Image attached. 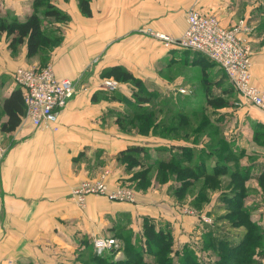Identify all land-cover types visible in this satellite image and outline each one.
I'll return each instance as SVG.
<instances>
[{"label": "crops", "instance_id": "1", "mask_svg": "<svg viewBox=\"0 0 264 264\" xmlns=\"http://www.w3.org/2000/svg\"><path fill=\"white\" fill-rule=\"evenodd\" d=\"M22 2L0 0V19L29 16L32 0H27V7ZM50 3L67 16L65 21H43L56 29L60 38L57 45L28 56L25 42L12 49L11 37L0 32V262L89 264L91 241L96 237L116 241L120 249L114 257L117 260L128 237L132 242L141 237L143 218L156 220L167 212L175 217L163 207V202L170 208L174 201L169 202V194L162 191L165 189L144 192L146 198L140 195L136 205L92 195L78 208L72 200L73 187L103 171L108 172L110 189L129 179L134 170L128 172L118 160L123 150L135 145L150 147L154 141L159 146L165 144L150 134L135 137L118 128L120 115L129 109L126 100L131 101L133 88L123 82L117 91L109 92L100 86L102 79L109 77L112 69L122 67L150 89L156 63L159 72L171 61L199 68L202 60L206 64V58L198 53L167 49L145 33L151 30L179 36L186 27V11L195 7L215 16L223 27L232 26L237 19L252 26V83L264 88V0H90V16L81 12L78 0ZM44 64L52 65L56 76L69 79L76 89L60 112L55 132L36 130L22 120V90L13 79L18 68ZM215 69L210 83L223 77L222 71ZM14 93L18 97L6 107ZM8 110L19 117L11 131L3 129ZM205 208L202 210L207 212ZM180 221L172 230L173 243L181 245L175 247L177 252L186 246L195 250L192 242L198 235L194 241L181 235L194 222L186 216Z\"/></svg>", "mask_w": 264, "mask_h": 264}, {"label": "trees", "instance_id": "2", "mask_svg": "<svg viewBox=\"0 0 264 264\" xmlns=\"http://www.w3.org/2000/svg\"><path fill=\"white\" fill-rule=\"evenodd\" d=\"M89 3L90 0H78L79 8L86 16H90ZM32 4L33 12L22 20H19L15 16L10 17L9 20H6L5 18L0 19V32L6 33L8 37H11L9 44L10 48L14 49L19 44L25 42L28 56H33L42 49L53 47L60 42L56 29L51 28L48 24L45 25L43 22L44 20H67V16L54 7L50 3V0H32ZM202 66H205L203 60ZM202 71L207 73L205 69H202ZM109 75L118 79L122 83H129L133 87L131 101L126 100L129 109H127L125 114L120 115L118 121V128L121 131H125L124 129L127 128L125 125L126 123L139 120L143 129V131H140V134L146 136L149 134L148 132L151 126L161 127L162 124H165V121L162 122L161 119H157L156 121L154 120L153 125H151L152 121L150 118L152 117V114L150 112V99L158 96V91L148 89V87L140 79L135 78L131 73L122 67L112 69ZM225 80L229 87L232 88L224 74L223 77L216 82L210 83L206 80V84H211L212 87L219 89L221 91V95L213 93L210 89L206 90L205 108L217 110L224 108L229 104L228 101L224 99L223 95L230 96V94H232V90L228 89L229 87L224 88L221 86ZM18 95L19 94L14 93L6 102V107L9 102L11 103V101H13L15 97H18ZM158 106L162 109L168 108L165 103H159ZM202 111H204L202 108L191 110V112H194L195 114ZM9 114L8 122L3 126V129L6 131L13 130L19 123V117H17L14 113H11V111ZM188 114L189 111H182L180 109L176 110L175 116L179 118V123L172 124L167 129V132L176 130L177 127L183 123L180 122V120L187 117ZM217 120L214 123V129L222 126L223 121L219 119ZM260 124L261 123H259V125ZM204 128H206L204 122L201 124L198 123L194 129L195 134L199 135L200 131ZM152 132L156 133V130H152ZM158 135L161 136V132L160 134L158 133ZM207 136L210 140H215L212 132L208 133ZM256 136H258V134H255L253 138ZM188 137L189 135L185 134V137L183 138L187 140ZM222 145L224 146L222 148L223 150H229L225 140H222ZM166 148H169L168 150L171 154V159H154L149 161L152 158L149 148L141 145H135L120 152L118 160L125 165L128 172L132 171L133 168H139L134 170L129 178L133 181H138L139 185L149 181L151 178H154L156 181L163 182L166 181V178L170 179V176H173L175 180L173 183L175 185V188H173V194L178 199H181L187 188H196L198 192H196V196L193 199V205L197 207H200L203 203L205 191H207L208 194L209 191L214 192L217 190H215V188L222 187L224 182H221L219 179L216 180V178L227 173L228 179L234 180L236 183L235 185H232V189L230 188L228 193L226 192L222 195V201L224 202L223 209L226 210V213L222 215V217L219 216L217 218H225V221L230 223L234 229L240 228V226L243 225L246 226V228L239 232V239H232L234 237H228V235L225 236L220 232V235H222L221 237L224 238L215 240L214 230L216 228V223H213L206 229L202 244L206 249L210 247L211 250L215 252V255L218 256V260L214 264L259 263L258 258L255 256L260 255L261 252L256 249L257 245H250V243L261 241L262 236L264 235H262L259 231L258 225L252 221L250 212L247 207H245L246 187L244 184L245 180H247V178L251 175H255L261 167H259V169L257 167V171L255 173H251V171L255 170L256 167H242L241 171L233 172L219 159L213 161V165L211 167H207V162L211 159L208 155L209 153H205L207 155H203L200 151H195L193 147L188 145H177L176 147L169 146L164 149ZM160 149V146H158L154 148V151L159 152ZM230 152L234 153V150L231 149ZM242 156V154L241 156H238L237 163ZM165 167L170 169H166ZM153 170L154 175L151 173ZM258 175L259 176L254 178L257 180L260 187L264 189V172H259ZM201 178H204L205 181H202L200 186V183L198 182ZM196 184H199V186ZM225 188L226 187L219 190H223ZM237 216L238 219H236ZM164 228L168 229V227H157L152 220L148 221L144 219L141 237L135 239L133 242L130 241V237H128L126 240L127 242L124 246L122 245L121 248L123 255L121 259L114 260V257L120 250L119 247L110 248L100 255L96 254L92 248V256L89 260V264H153L156 262L157 264H201L199 261L200 258L196 252L193 249H189L190 247L187 246L180 252L174 254V257L177 260L174 259V257L172 260L170 252L173 244V238L170 231L165 230ZM163 253L167 254L166 257H162ZM150 256L156 258V261L150 260Z\"/></svg>", "mask_w": 264, "mask_h": 264}, {"label": "rangeland", "instance_id": "3", "mask_svg": "<svg viewBox=\"0 0 264 264\" xmlns=\"http://www.w3.org/2000/svg\"><path fill=\"white\" fill-rule=\"evenodd\" d=\"M21 1H25V3L22 2V4L27 7V0ZM237 21L238 19L236 20V22ZM236 22L232 24L234 25ZM250 27L252 29V26ZM251 32H253V29ZM249 46L252 62L253 49L250 43ZM207 62L210 61L205 59V66L201 65L199 68L196 66L188 65L184 61H171L161 72L158 71L157 63L155 64L154 71H152V77H150L151 81L149 82L151 84L149 85V87L152 90L156 89V91H160V93L158 94V96L150 99V112L152 114L150 120L152 121L151 125H153L154 120L156 121L157 119H161L162 122L165 121V124H162L161 127L151 126L148 133L153 137L162 139V143L165 144H162L163 146H160V151L156 152L154 151V148L158 147L159 145H157V142L155 141L150 142L154 144L148 145L150 147H147L149 148V152L152 156L151 160L149 161H152L154 159H171V154L168 150L169 148L164 149L165 147L188 145L193 147L195 151H200V153H202L203 155H207L205 153H209L208 155L211 159H209V161L207 162V167H211L213 165L212 162L218 159L221 160L223 164L228 166V169H231L233 172L241 171L242 167H256L255 170L251 171V173H255L257 171V167L258 169L259 167H261V169H259V171H257L255 175H251L249 178H247V180H245L244 186L246 187L245 207H247V209L249 210L252 221H254L258 225L259 231L262 233V235H264V189L260 187L257 180L254 178L259 176V172H264V124L260 122L264 121V110L257 109L246 101H241L239 97L240 95L234 90L233 87H229L226 80L221 86H223L224 88L229 87L228 89L232 90V94H230V96L223 95L224 99L227 100L229 104L226 107L217 110L205 108L206 90L210 89V91H212L213 93L221 95V91L219 89L212 87L211 84H206L207 81L212 80V77H215L213 76L212 71L216 70L215 67L218 68L215 64H208ZM45 65L48 64H44L38 67H28V69L42 68ZM202 69H205V71H209V73H204ZM106 79L112 80L117 83V88L114 91L109 92H115L123 85L121 81L111 76L102 79V82ZM159 103L167 104L168 108H160L158 106ZM194 108H202V110L204 111L195 114L194 112H191V110H193ZM179 109L182 111H189L188 116L180 120V122L183 123L179 125L176 130L167 132V129L172 124L179 123V118L175 116V111ZM217 119L224 120L222 122V126L214 129V123ZM203 122L205 123L206 128L202 129L199 135L195 134V127L198 125V123L201 124ZM259 123L261 124L259 125ZM125 125L127 128L122 132H126L128 135L135 137H137V135H142L140 134V131H143V129L141 127L142 124L141 122H139V120L128 122ZM152 130H156V133H153ZM160 132L161 136L158 135V133L160 134ZM211 132L215 137L214 141L210 140L207 136L208 133ZM185 134L189 135L187 140L183 138L185 137ZM255 134H258V136L253 138ZM222 140L226 141V144L228 145L227 148L229 150L222 149L224 147L222 145ZM231 149L234 150V153L230 152ZM241 154L243 156L240 157L239 162L237 163V158L238 156H241ZM137 169L139 168H133V170ZM105 173L106 171H103L95 178H87L84 180H99ZM151 173L154 175V170ZM170 177V179L166 178V181L163 182L156 181L154 178H151L149 181H146L142 185H139L138 181L127 179L126 181L119 182L116 186L127 189L132 193V202H128V204L131 205L137 204V202L139 201L138 197H140V195L143 198H146L144 192L148 190L150 191L154 189L157 191H161L162 189H165L162 191L164 193L166 191L165 194H169V202L172 203L173 200L174 203L171 204L169 208V206H167L168 203L163 202V207L165 211H168V209L170 211H173V215H175V217L173 216L174 219L171 218L167 212L159 214L160 216H158L156 220L148 216L143 218V221L144 219L148 221L152 220L157 227H168V229H164L169 230L172 235V230L176 227L174 226V224L182 222L180 221V218L183 219V216L190 217L191 221H193L194 223L190 224L191 228H189L188 230H182L181 235L185 236L189 241H194L195 236L198 235V238L194 241V243L192 242V245L194 244L196 247L195 250H193L200 258V263L214 264L215 262H217L218 256L215 255V252L212 251L210 247L206 249L202 244L206 229L213 223H216L214 237L215 240H218L220 238H224L221 237L222 235H220V232L225 236L228 235V237H234L232 239H239V232L246 228V226L243 225L240 226V228L234 229L232 228L230 223L225 221V218H217L219 216L222 217V215L226 213V210L223 209L224 202L222 201V195H224L226 192L228 193L230 191V188L232 189V185H235L236 181L231 179L229 180L227 173L223 176L220 175L218 178H216V180L219 179L221 182H224L221 188H226L223 190H219L221 188H215V190L217 189L216 191H209L208 194L207 191H205V197L203 199L204 201L200 207H197L193 205V199L195 198L196 192H198V190L196 188H187V190L183 193L181 199H178L173 194V188H175V185L173 184L175 182L174 177ZM202 181H205V179H199L198 183H200V186ZM196 185L199 186V184ZM115 202L127 203L122 201ZM203 207H206L205 210L207 209V212L202 210ZM236 219H238V216ZM196 221L197 226L195 225V227L194 224L196 223ZM91 242H93V239ZM251 244L257 245L256 249L261 252L260 255L255 256L259 261V263L257 264H264V236H262L261 241L252 242L250 243V245ZM180 246L181 245H175L174 243L172 244L170 252L172 260L174 254H176L178 251L175 247ZM189 249L192 248L190 247ZM166 255V253H163L162 257H166ZM122 257L123 255L121 254L118 259H121ZM150 257V260L156 261V258H154L153 256ZM174 259L176 258L174 257ZM153 264H157V262Z\"/></svg>", "mask_w": 264, "mask_h": 264}, {"label": "built area", "instance_id": "4", "mask_svg": "<svg viewBox=\"0 0 264 264\" xmlns=\"http://www.w3.org/2000/svg\"><path fill=\"white\" fill-rule=\"evenodd\" d=\"M185 23L184 31L177 37L151 30L145 33L160 41L167 49L177 47L200 54L222 71L229 84L240 95L241 101L264 110V88L252 83L249 46L252 29L247 21L238 19L233 26L226 28L215 16L191 7L185 13ZM13 79L22 90V120L36 130L57 131L60 112L76 93L72 81L58 78L49 64L37 69L18 68L14 71ZM101 87L114 91L117 83L106 79ZM106 174L107 171L99 180H84L72 188L70 196L78 208H83L87 197L92 195L103 196L113 202H132L129 190L119 186L113 189L108 187ZM92 246L94 252L100 255L110 248H117V243L113 238L96 237L93 238ZM0 264L24 263L9 259Z\"/></svg>", "mask_w": 264, "mask_h": 264}]
</instances>
